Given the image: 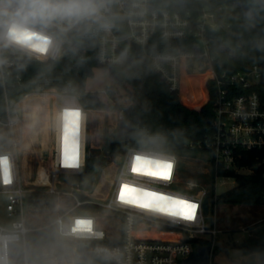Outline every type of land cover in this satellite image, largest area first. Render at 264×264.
Wrapping results in <instances>:
<instances>
[{
	"label": "built area",
	"instance_id": "built-area-1",
	"mask_svg": "<svg viewBox=\"0 0 264 264\" xmlns=\"http://www.w3.org/2000/svg\"><path fill=\"white\" fill-rule=\"evenodd\" d=\"M19 3L20 0H0V75L6 93V111H2L5 117L0 116V197L9 199L8 212L11 216H21L23 222L13 224L11 230L0 228V264H12L15 246L23 250V264H182L204 247H211V264H215L216 256L222 252L218 243L219 232L210 220L211 215H205L204 202L206 196L216 190L217 180L222 179L220 171L241 175V171L247 170L248 176L261 174L264 182V157L254 168L240 167L246 154L264 155V104L257 92L264 80L262 66L250 65L237 73H215V134L207 144L208 154H199V160H204L210 167L212 182L208 188L194 181L187 183L184 186L186 193L178 190L185 183L181 179V163L176 155L135 149L126 150L122 155H102L104 164L106 159L109 160L106 170L110 175L106 183L96 181L90 192L81 189L88 180L79 184L77 189L59 190L62 177L67 180L80 177L89 167L91 111L83 107L78 96L66 92L32 93L19 103H11L7 92L16 87L10 78L20 60L58 62L66 54V36L88 21L104 18L99 37L100 66L107 70L121 66L124 61L121 46L128 42L143 50L171 93L180 94L185 75L199 77L214 70L219 46L223 43L218 36L221 32H232L228 15L233 8L229 11L228 6H207L195 14L192 11H158L152 0H95L99 8L96 16L71 22L56 18L43 23L37 19L35 23L25 25L27 31L34 34L30 35L28 43H9L3 36L6 31L3 21L7 19L3 12L5 9L13 11ZM114 9L124 20V38L116 34L109 19ZM157 36L167 42H181L183 48L176 53L151 52L149 48ZM34 43L45 46V50L29 46ZM104 93L110 94L111 91ZM32 97H46L54 102L51 168L45 172L46 181L37 184L36 189L24 183L19 160L23 142L15 134L23 121L22 103ZM123 119L122 112L121 121ZM64 126H71L74 130L67 149L62 146ZM167 171H170L168 179L158 174ZM109 179H112V187L105 192ZM100 186L105 194L94 200L91 195ZM35 193L69 196L76 201L72 210L58 214L51 225L57 243L41 245L57 249L53 260L47 263H31L27 258L28 235L34 230L27 226L24 198L26 194L31 195L33 209ZM151 193L194 202L198 207L193 219H176L160 212L157 201L148 195ZM215 197H218L216 192ZM262 197L264 200V189ZM214 204L211 194V214ZM117 222L119 229H116ZM84 248H88L86 262L81 260Z\"/></svg>",
	"mask_w": 264,
	"mask_h": 264
},
{
	"label": "trees",
	"instance_id": "trees-1",
	"mask_svg": "<svg viewBox=\"0 0 264 264\" xmlns=\"http://www.w3.org/2000/svg\"><path fill=\"white\" fill-rule=\"evenodd\" d=\"M152 3L158 11H192L195 14L207 6L230 5L233 8V12L228 15L232 32H221L218 36L223 43L219 46V57L214 70L199 77L185 75L180 94L171 93L162 78L153 70L143 50L128 42L122 44L120 50L123 64L108 71L118 86H124L125 96L130 104L109 106L98 96L88 93V82L95 77L97 70L104 69L99 62V37L102 34L101 23L104 18H97L84 23L65 37L68 46L60 61L40 63L31 58L20 60L10 78L11 83H16V87L9 89L7 96L11 103H19L28 94L57 90L78 96L87 110H119L124 114L122 125L125 127L132 124L133 130L119 139L116 135L113 136L107 144V151L122 155L126 150L135 149L176 155L181 163V179L185 183L182 176L183 165L191 160H199V154H208L207 144L215 134V73H237L254 64L264 69V0H152ZM109 19L116 34L124 38L125 23L116 9ZM182 48L181 42H167L157 36L152 40L149 51L176 53ZM257 92L264 104V80L258 86ZM5 100L6 93L0 75V113L6 111ZM62 146L67 149L69 143ZM263 157L264 155L256 152L246 154L240 167L254 168ZM95 171L96 167L91 163L82 176L70 180L84 183ZM219 177L237 180V187L219 197H215L213 190L211 194L215 201L214 207L220 203L264 205V182L261 174L244 176L220 171ZM215 178L214 171L213 180ZM185 185L186 183L178 190L186 193ZM32 203L34 207L28 214L27 226L34 232L28 235V242L32 245L57 243L56 232L51 225L58 214L72 210L76 205L75 199L35 193ZM249 231L250 237L239 249L243 257L260 255L264 264V222ZM23 263V250L15 246L12 264Z\"/></svg>",
	"mask_w": 264,
	"mask_h": 264
},
{
	"label": "rangeland",
	"instance_id": "rangeland-1",
	"mask_svg": "<svg viewBox=\"0 0 264 264\" xmlns=\"http://www.w3.org/2000/svg\"><path fill=\"white\" fill-rule=\"evenodd\" d=\"M228 6V5H227ZM229 11L232 6H228ZM124 87V86H123ZM118 86L108 70L99 69L95 77L87 84V92L96 95L104 103L110 105H129L126 99L125 88ZM110 90V94H105ZM89 114V151H101L103 155L111 154L107 151V144L118 131L123 128L121 121L122 112L112 108L103 111L90 110ZM22 124L16 130V138L23 142L22 151L19 154V160L22 168L23 180L26 186L36 189L37 181L39 184L46 181L42 179L41 174L51 168L52 157V123L54 117V102L46 97H32L24 101L21 107ZM74 130L71 126H64L62 145L69 143ZM201 157V156H200ZM205 158V157H203ZM94 164L99 171L97 182L106 183L107 165L104 164V158L90 159L89 165ZM183 179L185 183L193 182L199 185L210 187L211 171L210 167L204 160H191L182 167ZM40 176H39V175ZM241 175L248 176L247 170L241 171ZM39 176V179H38ZM61 186L59 190L67 188L68 190L77 189L79 183L73 180L60 179ZM105 192L112 187V179H109ZM237 187V180L222 178L216 182V195L223 196ZM103 190L101 186L91 195L94 200L102 198ZM105 194V193H104ZM30 194L25 195V212L28 215L31 208ZM9 199L0 197V228L11 230L15 223L23 222L21 216H11L8 212ZM211 221L219 232L218 243L222 252H226L229 258L238 262L243 254L240 246L250 237L249 229L264 222V205H234V204H217L213 207ZM116 229H119V222L116 223ZM57 249L52 246L43 247L41 245L28 244L27 258L31 263H42L53 260Z\"/></svg>",
	"mask_w": 264,
	"mask_h": 264
},
{
	"label": "clouds",
	"instance_id": "clouds-1",
	"mask_svg": "<svg viewBox=\"0 0 264 264\" xmlns=\"http://www.w3.org/2000/svg\"><path fill=\"white\" fill-rule=\"evenodd\" d=\"M99 8L95 0H20V3L13 11L4 10L3 21L6 31L3 36L9 43H28L30 34L25 25L35 23L39 19L48 23L53 19H67L70 22L85 17H94L98 14ZM107 27V25H105ZM30 47L44 51L45 46L41 44H30ZM186 211L195 212V204H184ZM90 224V222H79Z\"/></svg>",
	"mask_w": 264,
	"mask_h": 264
},
{
	"label": "water",
	"instance_id": "water-1",
	"mask_svg": "<svg viewBox=\"0 0 264 264\" xmlns=\"http://www.w3.org/2000/svg\"><path fill=\"white\" fill-rule=\"evenodd\" d=\"M2 118L5 117L4 112L0 114ZM133 130V125L130 124L121 128L116 134L117 138L128 134ZM90 159H100L103 155L101 151H90ZM200 157V155H198ZM109 163V160L106 159L105 163ZM258 171V170H257ZM99 177V171H95L88 181L81 186V189L84 191H91ZM204 213L207 217H210L211 214V193H209L204 202ZM88 259V248L82 250L81 260L86 262ZM215 264H262L261 257L258 254L242 257L238 262L232 261L226 252H221L216 256L214 260ZM182 264H211V247L201 248L197 254L193 255L189 260L185 261Z\"/></svg>",
	"mask_w": 264,
	"mask_h": 264
},
{
	"label": "snow or ice",
	"instance_id": "snow-or-ice-1",
	"mask_svg": "<svg viewBox=\"0 0 264 264\" xmlns=\"http://www.w3.org/2000/svg\"><path fill=\"white\" fill-rule=\"evenodd\" d=\"M162 175L163 178H170V171L158 173ZM155 201H157V210L164 213L165 215H169L176 219H188L191 220L194 217V213L191 211H186L183 207L184 204H195L191 201L179 200L175 198H169L160 194L151 193L148 194ZM196 208L198 207L197 204Z\"/></svg>",
	"mask_w": 264,
	"mask_h": 264
},
{
	"label": "bare ground",
	"instance_id": "bare-ground-1",
	"mask_svg": "<svg viewBox=\"0 0 264 264\" xmlns=\"http://www.w3.org/2000/svg\"><path fill=\"white\" fill-rule=\"evenodd\" d=\"M39 176H40V175H39ZM40 177H41L43 180L46 179V175L41 174ZM37 184H39L38 181H37Z\"/></svg>",
	"mask_w": 264,
	"mask_h": 264
}]
</instances>
